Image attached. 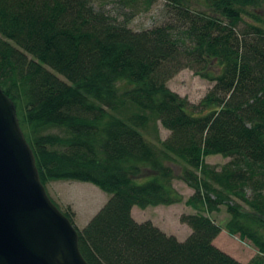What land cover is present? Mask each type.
Masks as SVG:
<instances>
[{
  "label": "trees",
  "instance_id": "1",
  "mask_svg": "<svg viewBox=\"0 0 264 264\" xmlns=\"http://www.w3.org/2000/svg\"><path fill=\"white\" fill-rule=\"evenodd\" d=\"M105 1L0 0V87L41 182H88L109 195L76 228L82 256L241 264L213 244L222 228L210 215L224 206V230L256 250L249 264H264V0H203L204 11L161 0L164 21L141 31L129 23L156 0H116L115 16ZM182 69L214 83L196 105L167 86ZM216 155L229 160L206 162ZM175 179L193 190L182 242L131 215L181 202ZM59 210L74 225V212Z\"/></svg>",
  "mask_w": 264,
  "mask_h": 264
},
{
  "label": "water",
  "instance_id": "2",
  "mask_svg": "<svg viewBox=\"0 0 264 264\" xmlns=\"http://www.w3.org/2000/svg\"><path fill=\"white\" fill-rule=\"evenodd\" d=\"M0 264H88L76 227L41 182L16 106L1 87Z\"/></svg>",
  "mask_w": 264,
  "mask_h": 264
},
{
  "label": "rangeland",
  "instance_id": "3",
  "mask_svg": "<svg viewBox=\"0 0 264 264\" xmlns=\"http://www.w3.org/2000/svg\"><path fill=\"white\" fill-rule=\"evenodd\" d=\"M195 1V0H194ZM198 5H193L197 11H204L203 0H196ZM104 11L112 15L116 13V0H106ZM163 2L156 0L146 11L137 14L129 23V27L134 31L149 29L164 21ZM162 11V12H161ZM119 20L122 18L118 17ZM214 83L200 78L190 69H182L175 74L168 82L167 86L181 97H185L192 104H198L204 95L211 89ZM160 137L166 139L169 132L159 126ZM228 158L221 156H209L206 162L220 168L228 162ZM176 168V174H179ZM173 187L182 197V201L169 206H156L140 209L133 207L132 218L142 223L150 221L167 235L174 236L178 241H184L190 234L191 229L180 222L182 214H192L194 211L186 205V200L193 194L185 182L180 179L173 181ZM48 195L59 206L66 210L68 207L74 212V225L78 230H82L89 220L107 202L109 195L92 183L79 181H52L46 185ZM210 217L222 228L219 235L214 239L213 244L232 256L241 264H249V261L256 254V250L247 242L241 241L238 236H232L224 230V224L229 219L226 207H221L217 213Z\"/></svg>",
  "mask_w": 264,
  "mask_h": 264
}]
</instances>
